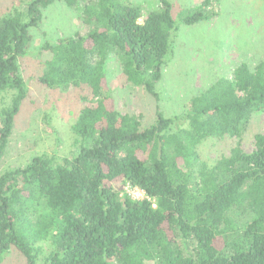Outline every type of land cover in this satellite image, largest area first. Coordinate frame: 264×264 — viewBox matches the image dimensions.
<instances>
[{"label":"trees","instance_id":"1","mask_svg":"<svg viewBox=\"0 0 264 264\" xmlns=\"http://www.w3.org/2000/svg\"><path fill=\"white\" fill-rule=\"evenodd\" d=\"M56 1L90 27L41 46L44 85L87 91L73 125L76 149L35 155L0 175V264L13 245L28 264H264V132L250 152L237 145L214 162L200 152L208 140L242 138L264 113V61L237 65L184 113L167 116L159 106L156 84L179 28L218 14L212 0L177 16L170 0L146 16L128 0H32L0 17V103L11 93L0 106V159L28 96L19 58ZM112 53L156 102L152 123L114 105L106 85ZM118 181L145 196L121 194ZM46 245L53 249L43 256Z\"/></svg>","mask_w":264,"mask_h":264},{"label":"rangeland","instance_id":"2","mask_svg":"<svg viewBox=\"0 0 264 264\" xmlns=\"http://www.w3.org/2000/svg\"><path fill=\"white\" fill-rule=\"evenodd\" d=\"M32 0H0V17L13 8L25 9ZM141 7L143 16L159 9L160 0H128ZM174 15L184 8H194L204 0H170ZM218 12L211 19L193 25H181L174 39L173 54L162 67V78L156 84L160 109L167 115L184 113L190 99L222 76L233 77L234 68L245 62L251 67L264 61V0H212L209 7ZM39 27H32V46L19 58L20 73L28 86V96L15 117L12 135L0 159V175L6 170L26 166L35 155L71 156L76 149L73 131L85 102V89L44 85L40 76L45 72L47 53L41 51L47 41L55 43L64 37L85 34L88 27L74 7L56 1L43 10ZM143 21V17L140 22ZM106 85L114 105L122 113L141 117L144 125L155 119L156 102L142 88L129 82L116 54L106 64ZM0 103L9 104L11 93ZM264 132V113L254 115L242 138L211 139L201 147L202 158L214 162L229 155L240 145L245 151L255 148V136ZM115 189L133 198L145 196L144 191L118 181ZM53 247L44 246L43 256ZM39 263L42 261L39 259ZM1 264H28L16 246L9 249ZM118 264V263H115ZM151 264V263H150Z\"/></svg>","mask_w":264,"mask_h":264}]
</instances>
